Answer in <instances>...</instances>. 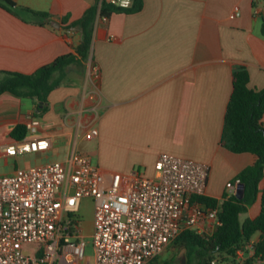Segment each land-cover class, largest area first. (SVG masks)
<instances>
[{
    "label": "crops",
    "instance_id": "1",
    "mask_svg": "<svg viewBox=\"0 0 264 264\" xmlns=\"http://www.w3.org/2000/svg\"><path fill=\"white\" fill-rule=\"evenodd\" d=\"M13 1L48 14L40 22L25 10L14 14L0 6V71L21 73L75 52L80 34L65 29L62 19H79L95 2ZM234 6L239 15L232 18ZM262 17V0H143L135 13L96 17L88 60L67 71L39 116L37 135L49 139L46 150L6 154L17 140L12 129L34 115L36 104L29 97L0 94V174L64 160L76 150L95 155L106 176L142 169L152 177L157 158L170 154L208 164L205 195L221 203L228 183L256 160L252 153L226 149L221 138L234 70L244 67L248 86L264 88ZM90 127L98 131L93 147L84 140ZM260 208L258 195L243 220ZM258 239L256 233L253 241Z\"/></svg>",
    "mask_w": 264,
    "mask_h": 264
},
{
    "label": "built area",
    "instance_id": "2",
    "mask_svg": "<svg viewBox=\"0 0 264 264\" xmlns=\"http://www.w3.org/2000/svg\"><path fill=\"white\" fill-rule=\"evenodd\" d=\"M238 15L234 6L230 17ZM23 125L26 135L6 154L49 147V139L37 135L39 116L28 115ZM97 134L90 127L85 138ZM209 172L206 163L161 154L152 177L136 171L106 176L89 155L74 150L64 160L0 174V264H80L86 244L78 211L86 197L94 205V264H152L181 231L210 235L220 224L219 205L195 199L205 195ZM239 183H228L227 196ZM253 242L237 249V259L253 254ZM25 244L36 246L32 254L23 251Z\"/></svg>",
    "mask_w": 264,
    "mask_h": 264
},
{
    "label": "trees",
    "instance_id": "3",
    "mask_svg": "<svg viewBox=\"0 0 264 264\" xmlns=\"http://www.w3.org/2000/svg\"><path fill=\"white\" fill-rule=\"evenodd\" d=\"M264 2V0H262ZM0 6L16 14V9L25 10L36 18H46L48 14L26 7H18L13 0H0ZM143 7V0H132L130 6L115 1L95 0L82 16L72 22L68 17L62 19L65 29H75L80 34V43L75 52L62 54L51 62L42 65L31 73L0 71V94L10 92L18 97H29L35 101V116L46 108L48 94L65 79L67 71L73 66H82L89 58L92 31L96 17L108 18L113 13H135ZM260 34L264 37V17L260 25ZM249 75L244 67L233 72L232 92L226 107L221 144L234 153L249 152L256 155L253 164L243 168L236 176L243 184V195L235 194L218 199L201 195L195 199L210 208L219 205L220 224L210 235H203L192 229L181 231L173 243L186 249L185 264H263L264 261V187L259 183L264 173V88L254 89L248 86ZM26 134L24 125H16L11 135L21 139ZM260 195V212L254 218L239 219ZM256 233L259 239L253 242V254L243 260L237 259V249L253 240ZM155 258L152 262H156ZM169 259L162 264H175Z\"/></svg>",
    "mask_w": 264,
    "mask_h": 264
},
{
    "label": "rangeland",
    "instance_id": "4",
    "mask_svg": "<svg viewBox=\"0 0 264 264\" xmlns=\"http://www.w3.org/2000/svg\"><path fill=\"white\" fill-rule=\"evenodd\" d=\"M97 129V128H96ZM84 140L88 147L95 146L94 138L87 139L85 138L84 133ZM54 159V158H53ZM56 159H60V156H56ZM92 163L96 166V156L92 155L91 157ZM54 161V160H53ZM136 170L138 168H135ZM143 170L140 169L139 173L142 176L148 177L144 173ZM80 220H81V227L84 235L85 241V248H84V258L82 259L80 264H94V246H93V218H94V205L93 200L89 197L83 198L80 204V208L78 211ZM246 217L245 213L240 214V220H243ZM35 245L33 244H25L23 246V251L27 254H32L35 249ZM186 249L182 246L176 245L173 241L167 246V248L157 256L156 262L154 264H162L169 259H174L173 263L175 264H182L181 260L184 258V264L186 263L185 260Z\"/></svg>",
    "mask_w": 264,
    "mask_h": 264
},
{
    "label": "water",
    "instance_id": "5",
    "mask_svg": "<svg viewBox=\"0 0 264 264\" xmlns=\"http://www.w3.org/2000/svg\"><path fill=\"white\" fill-rule=\"evenodd\" d=\"M115 2H118L120 3L121 5H124V6H130L131 3H132V0H114ZM50 24L52 26H55V27H58L59 24L55 21H50ZM243 184H239L237 186V189H236V192H235V195L238 197V198H241L242 195H243ZM181 263L184 264V258L181 260Z\"/></svg>",
    "mask_w": 264,
    "mask_h": 264
}]
</instances>
